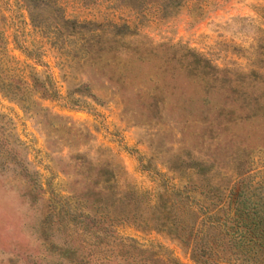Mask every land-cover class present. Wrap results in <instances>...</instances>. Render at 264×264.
<instances>
[{
	"label": "rangeland",
	"instance_id": "rangeland-1",
	"mask_svg": "<svg viewBox=\"0 0 264 264\" xmlns=\"http://www.w3.org/2000/svg\"><path fill=\"white\" fill-rule=\"evenodd\" d=\"M57 3L36 25L25 0H0V264H67L53 246L80 244L81 224L58 212L87 213L89 163L91 180L109 166L120 190L153 202L206 182L187 171L194 161L213 165L211 186L264 196V81L246 95L250 71L264 73V0H190L169 15L113 0ZM124 23L137 33L127 43L153 48L150 59L88 53L91 30ZM201 58L227 81L202 83ZM42 82L56 95H40ZM112 230L137 247L115 244L113 264H195L164 233L117 220Z\"/></svg>",
	"mask_w": 264,
	"mask_h": 264
},
{
	"label": "trees",
	"instance_id": "trees-1",
	"mask_svg": "<svg viewBox=\"0 0 264 264\" xmlns=\"http://www.w3.org/2000/svg\"><path fill=\"white\" fill-rule=\"evenodd\" d=\"M58 0H25L30 18L40 24L41 12L45 6H53L60 11ZM130 10L155 8L164 15L173 14L190 0H113ZM62 22L72 23L60 14ZM90 26L94 23L89 22ZM111 31L105 36H97L95 29L87 40L89 52L99 47V51L117 58L122 53L145 60L153 56L154 49L147 48L141 53L139 48H131L128 36L137 35L127 23L108 25ZM200 81L209 85L211 81L224 80L220 70L209 60H198ZM264 81V73L250 71L246 95L254 96L255 88ZM37 87V86H35ZM223 88V87H222ZM220 88V89H222ZM37 92L43 97L56 95V91L42 82ZM234 93L239 90L234 89ZM255 97L253 99H259ZM90 184L81 196L88 205L87 213H78L68 205H62L58 212L60 222L80 223L75 233L81 237L80 244L53 246L59 262L67 264H113L117 256L110 249L115 244H127L137 249L134 240L119 237L112 230V222L133 225L143 231L164 233L186 248L195 264H264V196L255 199L244 195L240 185L232 187L211 186L214 167L201 161L188 164L187 171L203 176L206 182L198 187L179 185L157 196L155 202L145 193L135 189L122 191L118 187L117 176L109 166L97 171L96 180H91L94 170L89 163ZM236 193L222 194V190ZM198 197V208L196 200ZM73 199L75 198L72 197ZM64 200H69L68 198ZM78 226V225H77ZM140 252H145L140 250ZM173 264H178L170 260ZM128 264H138L137 262Z\"/></svg>",
	"mask_w": 264,
	"mask_h": 264
}]
</instances>
